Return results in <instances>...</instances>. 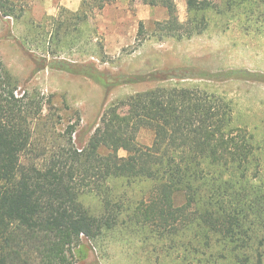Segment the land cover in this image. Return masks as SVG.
Masks as SVG:
<instances>
[{
    "label": "trees",
    "instance_id": "trees-1",
    "mask_svg": "<svg viewBox=\"0 0 264 264\" xmlns=\"http://www.w3.org/2000/svg\"><path fill=\"white\" fill-rule=\"evenodd\" d=\"M114 1L83 0L73 15L85 22L92 10ZM141 1L168 13L156 22L153 36L158 39L202 34L213 13L264 17V10L256 8L264 0H222L219 5L187 0L186 21L180 20L175 0ZM18 11L13 0H0L2 16L15 18ZM59 22L52 41L68 28ZM145 32L141 25L140 33ZM88 70L105 86L122 82L109 81L95 65ZM223 75L260 76L243 70ZM158 78L171 77L153 73L124 81ZM20 87L0 57V264H72L71 252L82 236L98 238L120 219L160 238L184 234L197 245L192 246L195 254L206 251L208 259L215 252L232 262V252L239 264H264V169L258 155L264 154V143L235 125L230 101L199 87L137 92L107 107L88 142L77 147L78 124L59 129L61 117L45 113L44 95ZM142 131L152 134L151 144L139 141ZM117 179L129 187L136 182L151 187L142 198L126 200L125 193L113 189L111 181ZM85 193L100 198L99 215L80 200ZM179 196L182 204L176 202Z\"/></svg>",
    "mask_w": 264,
    "mask_h": 264
},
{
    "label": "rangeland",
    "instance_id": "rangeland-1",
    "mask_svg": "<svg viewBox=\"0 0 264 264\" xmlns=\"http://www.w3.org/2000/svg\"><path fill=\"white\" fill-rule=\"evenodd\" d=\"M13 1L19 8L18 16L0 14V57L21 91L37 89L44 95L45 113L51 111L61 117L59 129L78 124L73 137L77 147L88 142L111 104L159 86L199 87L224 97L233 107L235 125L251 132L258 144L264 143L263 16L237 11L213 13L202 34L183 40L158 39L153 36L156 22L166 19L168 13L141 0H115L103 10H92L85 22L73 15L83 0ZM175 1L180 20L186 21L187 0ZM216 1L219 5L222 0ZM256 8L264 10L262 4ZM59 21L66 22L68 28L60 30V40L52 41ZM141 25L145 34L140 33ZM91 65L106 73L109 81L121 78V84L108 87L96 82L86 74ZM236 70L260 76L255 80L223 75ZM153 73L171 78L124 81L128 76ZM139 141L151 144L152 134L142 131ZM119 154L126 156L127 152L120 150ZM258 155L264 169L263 151ZM125 183L123 179L111 181L116 193H125V199L132 201L145 196L151 187L148 182H136L131 187ZM80 200L91 214L102 212V202L94 193L82 194ZM183 201L182 196L176 199L178 204ZM193 245L197 246L184 234L160 238L150 229L120 219L114 229H105L98 238L82 236L71 252V263L239 264L232 252V262L215 252L208 259L206 251L199 249L195 254ZM210 259L214 261L208 263Z\"/></svg>",
    "mask_w": 264,
    "mask_h": 264
}]
</instances>
